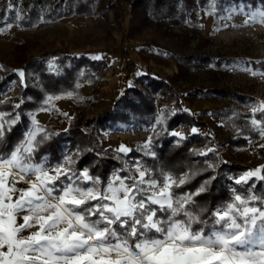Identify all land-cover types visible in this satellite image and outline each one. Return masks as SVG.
Here are the masks:
<instances>
[{
    "label": "snow or ice",
    "instance_id": "6c2138e0",
    "mask_svg": "<svg viewBox=\"0 0 264 264\" xmlns=\"http://www.w3.org/2000/svg\"><path fill=\"white\" fill-rule=\"evenodd\" d=\"M216 7V0H210L209 14ZM245 7L252 5L238 3L231 11L245 14L246 24H264V4L249 12ZM14 9L13 3L7 4V10ZM15 19L24 17L17 12ZM48 70L58 68L49 62ZM244 70L252 69L249 65ZM18 75L26 86L25 72ZM60 98L46 95L39 111H49ZM257 111L261 120L253 118L251 124L264 138V102L252 106L253 114ZM168 115L162 111L156 124L163 126ZM29 117L23 138L10 151L0 150V264H264V188L257 190V182H264V166L229 177L239 189L230 187L229 199L210 208L196 198L209 190L216 175L205 178L195 191L177 190L203 171L215 172L218 164L206 160L205 169L180 174L157 171L140 159H122L120 154L126 157L132 149L121 145L115 151L122 167L104 182L88 167L77 170L67 152L55 164L47 156L37 160L53 133L34 113ZM20 119L19 112H0V147ZM170 134L178 137L177 144L185 139L179 132ZM153 140L149 137L137 151L155 158ZM21 181L27 187L18 188Z\"/></svg>",
    "mask_w": 264,
    "mask_h": 264
},
{
    "label": "rangeland",
    "instance_id": "374dc122",
    "mask_svg": "<svg viewBox=\"0 0 264 264\" xmlns=\"http://www.w3.org/2000/svg\"><path fill=\"white\" fill-rule=\"evenodd\" d=\"M93 1L96 13L91 17L74 16L33 28L16 22L11 28H0L3 29L0 31V84L8 75L3 66L17 62L14 50L18 39L28 42L29 56L40 57L63 50L71 55L105 58L110 71L98 74L82 86L80 93L54 100L52 107L71 116L83 113L88 121L103 115L98 112H102L109 100H115L126 88L134 86L139 76L151 73L170 85V94L158 101L159 115L166 107L173 111L177 104L181 111L205 125L179 124L172 132H179L185 138L193 135V127L198 129L195 134L215 133L211 142H197L195 148L203 151L213 148L223 161L242 164L248 170L264 166V147H261L264 138L247 135L244 136L247 144L237 143L241 127L228 130L215 115L232 108L253 115L252 106L264 102V75L261 74L264 67L260 65L264 63V24H246L245 14L231 11L238 3H251L252 8L245 7V12L255 11L264 0H216L213 14H209L210 0H178L169 4V11H160L158 16L153 0H121L118 4ZM8 3H13L23 15L24 5L20 0H0V12ZM249 65L252 70L245 71ZM11 89L13 94L9 93ZM19 94L17 82L9 80L0 87V103L18 104ZM49 124L59 131L69 126L53 114L51 121L44 125ZM117 126L111 130L117 132ZM157 126L155 123L145 128L132 123L123 132L129 134L127 141L136 147L143 145ZM112 131H103L105 139ZM100 143L102 147V140ZM76 151H66L74 166L80 159ZM228 185L234 187L233 183ZM17 187L24 188L27 184L21 181Z\"/></svg>",
    "mask_w": 264,
    "mask_h": 264
},
{
    "label": "trees",
    "instance_id": "16d2710c",
    "mask_svg": "<svg viewBox=\"0 0 264 264\" xmlns=\"http://www.w3.org/2000/svg\"><path fill=\"white\" fill-rule=\"evenodd\" d=\"M24 5V19L17 21L15 19L17 10H7V6L0 12V28L6 27L7 24L19 23L25 28H33L44 23H55L62 19L74 16L91 17L96 13V5L93 0H20ZM178 0H153V7L156 16L160 11H169V4ZM161 9V10H160ZM29 44L25 39H18L14 52L17 55L16 64H6L3 67L8 75L4 78L0 87L15 80L20 87V94L17 101L24 103L20 109H13L15 101L0 103V112L21 114L20 121L13 127L11 133L7 136V142L0 150L10 151L13 146L23 138L24 131L30 126V113L37 116L42 112H51L53 116L62 121H67L69 126L63 131L57 127L41 125L50 133L52 138L45 143L37 152L36 159L47 156L51 163L59 162L64 153L69 149H79L80 159L75 165L77 170L88 167L94 176H99L102 181L106 182L111 174L122 167V159L135 160L140 159L148 167L155 170H170L176 174L187 171L189 168L194 170H203L206 168L205 161L218 164L215 172L212 170L203 171L202 175L197 176L190 184L178 189V192L195 191L200 183L211 175H216L209 190L197 197L201 205H207L210 208L229 199L230 186L233 183L229 177H239L248 168L242 164L228 163L223 161L219 154L208 153L207 156H200L196 153L203 151L202 148H195L197 142H206L208 144L216 136L215 133L210 135L193 134L177 144L178 138L170 133L179 124L189 126L205 125L198 122L196 118L186 111H181L179 105H174L173 111L166 107L168 119L166 123L157 126L156 135L154 132L150 137H154L153 151L156 153L155 158L143 156L137 149L142 144L137 145L125 157L120 154L122 159L117 158L116 149H102L101 140L105 139L103 131L112 129L117 124H132L133 126L151 127L156 123L159 116L158 101L169 95L170 85L163 79L154 76L151 73L141 75L137 78L134 86L125 89L119 95L113 104V108L103 115L94 117L88 121L85 120L83 113L77 112L73 116L65 115L58 108L52 107L49 111H39L46 95L67 96V92L77 94L81 92L82 86L92 82L100 73H106L111 70L105 58L92 59L86 55H71L63 50L47 52L40 57L28 55ZM224 59V58H223ZM230 61V59H225ZM49 62L54 63L58 71L50 72L48 70ZM264 67V63L261 64ZM22 68L25 72V84L22 86L17 69ZM145 85V89L142 87ZM30 98V99H29ZM243 101L241 96H238ZM54 109V110H53ZM175 113V114H172ZM220 117L223 126L231 130L235 126L241 127L240 138L236 141L243 145L247 144L244 136H250L259 139V131L251 124L252 118L261 120L262 114L257 111L255 114H243L232 108V110H222L215 114ZM7 119L10 117L6 116ZM260 127H264V121ZM163 128L164 130H161ZM234 141V140H233ZM125 173H121L124 175ZM239 189V186L234 185ZM264 188V182H257V190Z\"/></svg>",
    "mask_w": 264,
    "mask_h": 264
},
{
    "label": "crops",
    "instance_id": "0c3cea01",
    "mask_svg": "<svg viewBox=\"0 0 264 264\" xmlns=\"http://www.w3.org/2000/svg\"><path fill=\"white\" fill-rule=\"evenodd\" d=\"M94 59H96V58H94ZM113 99H115V98L113 97ZM105 103L106 102H104V104ZM107 104L108 105H106L105 107L102 108V112H98V114L99 113L105 114L106 112L110 111L113 108L114 100H109V102ZM51 119H52V114L49 113V112L40 113V114H38L36 116V120L41 125L49 123L51 121ZM128 125L129 124H121V123L118 124L117 129H116L117 132L116 131H112L110 129V131H112V134H111V136H109L106 139L102 140V147L103 148L114 147L115 149H118L121 145H124L125 147H127L129 149H132L134 147V145H131L127 141V136L129 134L123 132V130L127 129L125 127H127ZM113 132H115V133H113Z\"/></svg>",
    "mask_w": 264,
    "mask_h": 264
},
{
    "label": "built area",
    "instance_id": "2783aa9c",
    "mask_svg": "<svg viewBox=\"0 0 264 264\" xmlns=\"http://www.w3.org/2000/svg\"><path fill=\"white\" fill-rule=\"evenodd\" d=\"M102 1H104L105 3H109V4H118L121 0H102ZM9 93L13 94L14 89L9 90Z\"/></svg>",
    "mask_w": 264,
    "mask_h": 264
}]
</instances>
